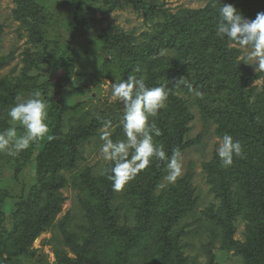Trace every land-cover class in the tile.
<instances>
[{"label":"trees","instance_id":"trees-1","mask_svg":"<svg viewBox=\"0 0 264 264\" xmlns=\"http://www.w3.org/2000/svg\"><path fill=\"white\" fill-rule=\"evenodd\" d=\"M67 1L72 7L73 27L57 51L59 59L52 60L47 51L26 48L19 74L0 78V131L11 126L7 111L14 106L16 96L27 99L38 90L49 104V134L55 137L30 146L17 161L14 159L12 172L20 187L19 196L0 190V264L33 260L37 251L33 243L54 227L59 228L72 254L55 248L56 264H190L184 251L188 242L183 238L191 233L209 237L206 264H216L212 247L217 240V249L239 257L243 264H264V70L253 72L240 58V50L216 35L218 10L223 3L233 5L251 20L264 12V0H216L215 6L209 0L203 8H181L175 13L147 0ZM16 4L13 17L28 32L29 43L42 45L46 41L43 27L50 19L45 6L36 0H16ZM125 7L141 15L145 31L135 36L107 25L93 39L98 47L80 50L77 61L72 45L103 21L96 12L108 15ZM2 29L0 26V35ZM165 49L166 54L160 55ZM82 63L88 64L87 68H80ZM59 71L62 76L52 82ZM128 75L144 79L149 87L166 86L170 90L166 108L154 118L162 132L155 142L164 145L169 157L175 149L182 154L202 141L201 135L188 138L194 119L189 99L205 121L215 124L218 138L227 133L241 142L245 157H234L233 165L226 168L215 151L210 160L201 163L214 202L198 217L194 212L199 197L191 185L192 172L159 188L167 162L154 161L124 187L122 202L115 204L118 191L107 178L111 163H106L99 174L86 166L73 177L81 193L78 202L84 223L79 226L80 233L72 232L68 229L72 219L69 212L56 220L66 201L62 194L68 184L64 174L78 168L80 147L99 134L103 121L109 120L114 126V141L123 136L124 105L104 104L105 108L94 107L81 114L84 104L63 106L49 88L61 89L74 77L89 78L100 85L103 80L118 83ZM176 79L179 88L173 86ZM259 80L262 84L254 85ZM76 90L89 92L88 86ZM195 91L203 95L197 97ZM28 167L34 173L30 186L18 177ZM10 198L15 201L8 206L7 219L2 208ZM188 217H193L192 221L187 222ZM7 220L11 222L9 228ZM240 220L243 241L235 238ZM42 261L38 258L32 262Z\"/></svg>","mask_w":264,"mask_h":264},{"label":"rangeland","instance_id":"rangeland-1","mask_svg":"<svg viewBox=\"0 0 264 264\" xmlns=\"http://www.w3.org/2000/svg\"><path fill=\"white\" fill-rule=\"evenodd\" d=\"M45 6L46 15L50 16V19L46 25L45 38L46 41L40 45L36 46L28 41V32L22 28L21 23L14 19L13 10L16 8V0H0V26H2V32L0 35V78L15 77L19 74L22 68V53L26 48H30L32 52L36 51H47L52 60H58L59 55L57 54L67 41L71 34L72 22H71V4L67 0H36ZM149 2L155 1L157 4H163L164 8H168L171 12H176L181 8L185 9H199L203 8L207 1L209 0H147ZM97 18H103V21L95 27L93 30L85 33L84 35L78 37L74 44L72 45L73 51L75 50V59L78 61V53L82 49H95L98 45L93 42L94 37L100 32V30L105 31L107 25L113 26L117 31L121 30L123 32H133L135 36L140 35L145 31L146 26L143 23L141 15L131 7H125L123 9L116 10L108 15H103L100 12H96ZM232 47H236L240 50V58L244 60L246 56L249 55L248 49H242L238 45L231 43ZM4 58V59H2ZM81 61V60H80ZM77 63V62H76ZM245 63V62H244ZM78 64V63H77ZM253 72H258L255 70L254 65L245 63ZM88 66V64L82 63V66ZM83 66V67H84ZM87 68V67H86ZM78 69V68H77ZM50 70V69H49ZM79 71V70H78ZM62 76V72H57L52 77V82H56L57 78ZM83 78V79H82ZM74 77L71 83L66 84L65 87L57 89L54 86H50L49 92L55 94V98L63 106H76L78 104H84L82 107L81 114H85L88 110L92 108H105L111 103H118L120 106L123 104L112 98V84L115 81L103 80L100 85H96L89 78L85 77ZM262 81L259 80L254 83V85L260 86ZM79 86H88V95L85 94L84 90H76ZM184 98H186L184 96ZM188 107L194 115L193 121L190 122V131L188 133V138L193 139L198 135H201L202 141L187 149L182 153L181 159L183 164V177L188 172H192L191 185L196 191V195L199 197V202L194 214L198 217L201 210H203L206 205L214 202L213 195L209 191V186L206 183L205 175L202 170L201 163L203 161H208L213 156V152L219 145L220 138H218L214 132L215 124L212 121H205L199 113L198 107L188 100ZM79 108L77 111L79 112ZM83 112V113H82ZM10 125L12 122H8ZM19 128V127H18ZM114 126H112L108 131L113 132ZM104 129L99 130V134L92 138L89 142L84 143L80 147L81 157L77 161V169L74 171L66 172L64 175L68 182L67 187L62 190L63 197L66 199L65 203L62 205L61 212L57 215L56 220L61 219L67 212L71 214V222L68 229L72 232L80 233L82 230L79 228L80 225L84 223L82 219V211L78 202V198L81 196L80 190L75 186L74 175L82 170L84 167L88 166L92 168L93 174H99L103 170V166L108 163L100 155V146L102 141L100 136ZM120 138L115 141L123 140L124 133ZM14 159L17 161L19 156L13 158L0 153V190H4L6 195H13L14 197L19 196L18 183L15 182L14 174L12 172V165ZM168 175V169L166 174L159 186L165 185L166 188L168 184L165 177ZM20 181L30 186L34 182V173L31 169L25 168L21 174L18 176ZM3 191V192H4ZM123 190L117 192V198L115 204L122 202L121 195ZM15 200L10 198L6 199L3 203L4 207L2 211L6 213V217L9 216L8 206L10 207ZM6 206V207H5ZM123 210L121 211V213ZM9 217H7L8 219ZM193 217H188L187 222L192 221ZM8 221V220H7ZM6 224V223H5ZM6 226L8 228L11 226L10 220L7 222ZM194 226V223L191 225ZM190 226V228H192ZM243 231L244 225L240 220L237 223V232L235 238L243 241ZM184 241L188 242V246L185 248V254L189 258V263L192 264H206L208 261L207 251H208V240L207 234L202 236H194L193 233L187 235L183 238ZM8 238L5 239L7 247L10 248L12 245ZM205 244V246H203ZM212 247L214 255L216 257V264H243L239 257L232 255L231 253H225L217 249L220 245L217 240ZM32 248L37 250L34 259L28 261L27 264H35L32 261L42 258V264H56L53 252L55 248L65 250L69 253L68 247L64 245L62 234L58 227H54L51 231L41 234L38 239L33 243ZM70 256L72 254L69 253ZM36 257V258H35Z\"/></svg>","mask_w":264,"mask_h":264},{"label":"clouds","instance_id":"clouds-1","mask_svg":"<svg viewBox=\"0 0 264 264\" xmlns=\"http://www.w3.org/2000/svg\"><path fill=\"white\" fill-rule=\"evenodd\" d=\"M212 3L215 6L216 0H212ZM218 15L216 35L221 39L227 38L242 49H248L249 55L243 61L254 65L256 71L264 70V12L257 13L255 19L250 20L233 5L223 3ZM166 52V49L161 50L160 55ZM173 86L179 88L180 82L176 79ZM187 86L193 91L191 85ZM194 94L197 97L203 95L200 91ZM169 95L170 90L166 86L149 87L144 79H138L135 75H128L127 79L112 84V98L124 105L121 124L124 139L114 141L112 133L108 131L112 123L105 120L99 151L102 158L111 163L107 178L112 181L114 190H123L154 161L167 162L168 175L165 179L168 183H174L183 175L180 150H173L169 157L164 145L157 144L154 139L162 135L154 118L161 109L166 108ZM15 101L7 111L12 124L0 131V153L13 158L38 142L55 138L49 134V104L40 91L32 92L27 99L18 95ZM18 127L23 129L22 133H18ZM216 152L221 165L226 168L233 165L234 157H245L241 142L227 133L220 138Z\"/></svg>","mask_w":264,"mask_h":264}]
</instances>
